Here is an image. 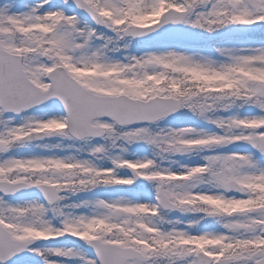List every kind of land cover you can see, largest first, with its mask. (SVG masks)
<instances>
[{
	"label": "snow or ice",
	"instance_id": "1",
	"mask_svg": "<svg viewBox=\"0 0 264 264\" xmlns=\"http://www.w3.org/2000/svg\"><path fill=\"white\" fill-rule=\"evenodd\" d=\"M0 264H264V0H0Z\"/></svg>",
	"mask_w": 264,
	"mask_h": 264
}]
</instances>
